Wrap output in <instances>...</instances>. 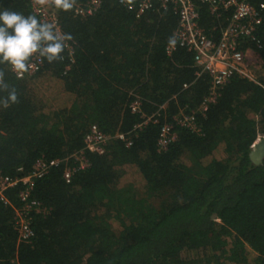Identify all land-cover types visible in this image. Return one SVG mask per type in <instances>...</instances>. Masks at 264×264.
<instances>
[{"label":"trees","instance_id":"16d2710c","mask_svg":"<svg viewBox=\"0 0 264 264\" xmlns=\"http://www.w3.org/2000/svg\"><path fill=\"white\" fill-rule=\"evenodd\" d=\"M101 1L85 18L58 6L72 55L65 49L62 59H42L22 79L0 63V174L21 177L38 161H63L35 180L31 197L44 213H31L27 242L14 228L19 190L6 193L0 264H264V158L255 165L251 156L264 136V10L255 41L241 46L258 57L252 79L232 76L202 112L209 76L196 75L186 49L166 51L178 25L172 7L155 4L136 17L115 0ZM195 3L200 27L218 41L229 14L216 18ZM0 6L33 15L25 1ZM137 99L152 117L140 128L143 119L131 110ZM181 113L194 117L196 131L175 124ZM167 124L176 139L160 151ZM92 125L131 145L112 139L102 154L84 151ZM80 151L83 170L67 161Z\"/></svg>","mask_w":264,"mask_h":264},{"label":"built area","instance_id":"2783aa9c","mask_svg":"<svg viewBox=\"0 0 264 264\" xmlns=\"http://www.w3.org/2000/svg\"><path fill=\"white\" fill-rule=\"evenodd\" d=\"M27 2L30 9L38 19L55 24L57 31L63 30L59 23L55 0H21ZM119 5L135 13L139 17L142 13L152 8L153 5H160L162 8L171 6L175 11L178 25L174 32V43H170L166 49L167 53H172L176 47L184 48L193 55V67L197 70L196 75L207 74L210 78L209 94L202 103L200 110L206 111L208 106L215 102L220 90L229 82L234 75L252 79L250 66L259 62L258 57L250 49H241L245 41H255V33L262 22V12L264 4L257 5L249 3L247 0H197L204 5L211 15L216 18L228 13V22L220 33L218 41L209 38L198 23L199 11L195 0H115ZM70 9L76 16L89 17L94 15L101 7V0H88L84 4H76L69 0ZM66 50L72 55V46L66 42ZM31 68L17 74L12 71L16 78L22 79L25 75H31L39 70L42 65V58L34 55L30 60ZM2 78L0 77V84ZM140 101L137 99L131 105L133 113L140 114L143 119L142 125H147L152 121V117H145L140 109ZM165 107V106H164ZM163 108V107H162ZM175 124L196 131L195 119L192 115L179 114L174 118ZM112 139H120L130 146V141L123 134L106 135L97 126L89 127L83 138L84 151L102 154L105 145ZM176 139L172 125H163L159 130L157 147L160 151H165L167 147ZM264 139L259 135L255 141ZM254 143V144H255ZM253 144V145H254ZM84 152L73 154L68 160L73 161L79 170L87 167V160ZM63 161H38L34 169L27 175L21 177H8L0 174V203L10 206L6 196L11 190L18 189L19 206H12L14 228L18 242H27L33 236L30 228L31 213H44L39 202L31 197L36 179H40L46 174L48 169L56 167ZM22 169H18L21 172ZM74 169L66 170L63 178L69 182Z\"/></svg>","mask_w":264,"mask_h":264},{"label":"clouds","instance_id":"9594fccd","mask_svg":"<svg viewBox=\"0 0 264 264\" xmlns=\"http://www.w3.org/2000/svg\"><path fill=\"white\" fill-rule=\"evenodd\" d=\"M55 3L62 9L71 7L69 0H55ZM70 39L69 34L57 31L51 22L0 6V63L9 65L17 74L31 68L30 60L34 55L49 63L62 59ZM8 98L16 100L14 90Z\"/></svg>","mask_w":264,"mask_h":264},{"label":"water","instance_id":"95a60500","mask_svg":"<svg viewBox=\"0 0 264 264\" xmlns=\"http://www.w3.org/2000/svg\"><path fill=\"white\" fill-rule=\"evenodd\" d=\"M251 156L255 165H259L264 158V139L256 142L251 148Z\"/></svg>","mask_w":264,"mask_h":264}]
</instances>
